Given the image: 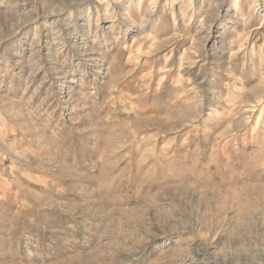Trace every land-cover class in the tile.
Masks as SVG:
<instances>
[{
  "label": "rangeland",
  "instance_id": "rangeland-1",
  "mask_svg": "<svg viewBox=\"0 0 264 264\" xmlns=\"http://www.w3.org/2000/svg\"><path fill=\"white\" fill-rule=\"evenodd\" d=\"M0 264H264V0H0Z\"/></svg>",
  "mask_w": 264,
  "mask_h": 264
}]
</instances>
